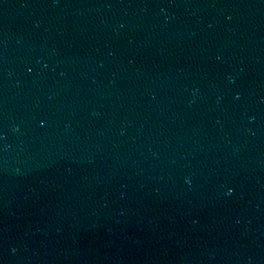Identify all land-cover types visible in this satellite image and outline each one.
Listing matches in <instances>:
<instances>
[{
    "label": "water",
    "instance_id": "obj_1",
    "mask_svg": "<svg viewBox=\"0 0 264 264\" xmlns=\"http://www.w3.org/2000/svg\"><path fill=\"white\" fill-rule=\"evenodd\" d=\"M0 264H264V0H0Z\"/></svg>",
    "mask_w": 264,
    "mask_h": 264
},
{
    "label": "clouds",
    "instance_id": "obj_2",
    "mask_svg": "<svg viewBox=\"0 0 264 264\" xmlns=\"http://www.w3.org/2000/svg\"><path fill=\"white\" fill-rule=\"evenodd\" d=\"M229 82H231V81H229ZM186 183L188 182V181H185ZM226 195H230L231 194V190L229 189L228 190V192L227 193H225Z\"/></svg>",
    "mask_w": 264,
    "mask_h": 264
}]
</instances>
